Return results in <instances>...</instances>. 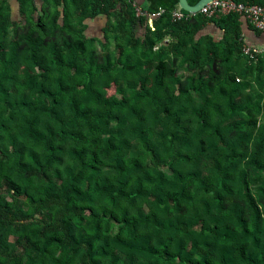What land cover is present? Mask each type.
I'll return each mask as SVG.
<instances>
[{"label":"trees","instance_id":"16d2710c","mask_svg":"<svg viewBox=\"0 0 264 264\" xmlns=\"http://www.w3.org/2000/svg\"><path fill=\"white\" fill-rule=\"evenodd\" d=\"M133 1L0 0V264H264L260 30Z\"/></svg>","mask_w":264,"mask_h":264},{"label":"built area","instance_id":"2783aa9c","mask_svg":"<svg viewBox=\"0 0 264 264\" xmlns=\"http://www.w3.org/2000/svg\"><path fill=\"white\" fill-rule=\"evenodd\" d=\"M127 1L131 2L135 6L137 14L143 13L142 7L137 2L133 0ZM164 12L165 9L160 8L157 12L148 13V23L152 29H154L153 18ZM198 13H202L209 18L218 15L238 13L242 15L254 28L264 32V4L242 3L237 2L236 0H211L204 7H202ZM195 14L197 13L184 10L179 4L172 11V16L175 20L188 18ZM242 50L243 53L248 55L250 58L258 59L260 55L264 54V45L256 46L244 43Z\"/></svg>","mask_w":264,"mask_h":264},{"label":"rangeland","instance_id":"374dc122","mask_svg":"<svg viewBox=\"0 0 264 264\" xmlns=\"http://www.w3.org/2000/svg\"><path fill=\"white\" fill-rule=\"evenodd\" d=\"M53 6H52V4H50V8H52ZM16 8H17V6H16V3L14 2V1H12V9H13V12H15L14 10H16ZM14 14H16V13H14ZM37 15V14H36ZM21 16H19V18H20ZM18 18V19H19ZM22 23H24V18H22V20H20ZM105 22V18H103L102 20H100L99 22H98V24H96L95 26V28H91V29H89L88 30V34L89 35H98V36H102V31H101V28L100 27H102V24ZM90 26L91 27H93V22L90 24ZM93 48H94V50L96 51V53H97V55H98V58H99V61H104V58H105V56H104V54L106 53V54H110L112 57H114V58H117V56H116V54H115V51L117 50L116 48H115V46H114V44L112 43V45L108 48H104V47H102L98 42H95L94 43V46H93ZM189 72L187 71V69L185 68V67H180L179 68V75L184 79V77L188 74ZM89 74V76L91 75L90 74V72L88 73ZM116 87H117V85L115 84V83H112L111 84V86H110V88H109V93L110 94H114L115 92H116ZM256 89V87L254 88H250L249 90H247V92L248 93H250L251 95H255V93H256V91L257 90H255ZM262 92H263V100H262V104H263V106H264V91L262 90ZM255 98H256V96H255ZM259 119L261 120V118L259 117ZM59 253H56L55 252V255H54V259L57 257V255H58ZM63 264H78V263H76V260L75 259H72L71 261H69V262H66V263H63Z\"/></svg>","mask_w":264,"mask_h":264},{"label":"crops","instance_id":"0c3cea01","mask_svg":"<svg viewBox=\"0 0 264 264\" xmlns=\"http://www.w3.org/2000/svg\"><path fill=\"white\" fill-rule=\"evenodd\" d=\"M143 3L145 0H139ZM95 19L94 22L90 20L89 24L93 22V28H95L96 24H98L99 20ZM104 23L102 24V26ZM101 28V27H100ZM206 33H211L216 39L220 38L221 31L215 27L214 25L210 24L205 29ZM243 36L246 43L256 46H263L264 45V32H257L255 29L251 28L250 26L245 25L243 29Z\"/></svg>","mask_w":264,"mask_h":264},{"label":"water","instance_id":"95a60500","mask_svg":"<svg viewBox=\"0 0 264 264\" xmlns=\"http://www.w3.org/2000/svg\"><path fill=\"white\" fill-rule=\"evenodd\" d=\"M211 0H199L196 4L192 5L188 0H179V5L186 11L198 13Z\"/></svg>","mask_w":264,"mask_h":264}]
</instances>
